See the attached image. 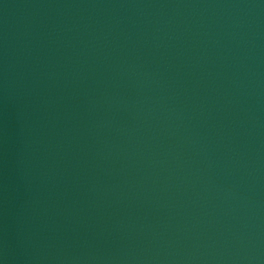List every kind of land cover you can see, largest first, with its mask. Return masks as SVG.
Returning <instances> with one entry per match:
<instances>
[{
	"label": "water",
	"instance_id": "water-1",
	"mask_svg": "<svg viewBox=\"0 0 264 264\" xmlns=\"http://www.w3.org/2000/svg\"><path fill=\"white\" fill-rule=\"evenodd\" d=\"M0 264H264V0H0Z\"/></svg>",
	"mask_w": 264,
	"mask_h": 264
}]
</instances>
